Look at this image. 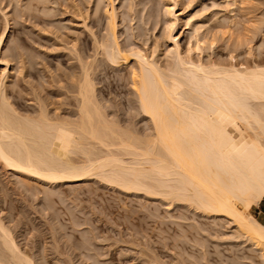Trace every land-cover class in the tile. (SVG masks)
I'll list each match as a JSON object with an SVG mask.
<instances>
[{
  "label": "bare ground",
  "instance_id": "obj_1",
  "mask_svg": "<svg viewBox=\"0 0 264 264\" xmlns=\"http://www.w3.org/2000/svg\"><path fill=\"white\" fill-rule=\"evenodd\" d=\"M163 1L162 13L166 21L162 33L163 29L167 30V38L164 40L169 42L167 49L164 48L165 51L159 47V41L163 37L157 43L156 36H151L150 28L144 30L141 24L140 27L144 31L141 33L135 29L136 34H132L133 25L129 24V28H126L130 29V33L128 32L125 39L123 37L124 42L121 39V43L118 34L119 11L115 0H106L105 8L103 7L106 20L105 26L102 27L104 32L101 35L98 33L100 36L92 35L91 57L87 59L86 56L87 60L85 57L83 60L82 55L75 56L79 58L80 68L78 75L74 77V87L71 88L76 105L73 112L66 111V114H61L55 111L58 107L51 113L43 105L33 109L31 113H19L6 95V80L10 77L7 78V72L4 70L1 72L0 167L4 173L10 172L15 176L16 183L25 188L52 184L71 185L96 177L104 183L128 191L127 193L136 191L162 197L168 200V206L172 202H185L207 216L224 217L234 222L236 228L241 231L239 236L252 241L255 249L262 250L264 222L260 221L259 216L253 215L251 209L256 208L264 197V58L253 59L251 63L247 61L246 64L240 62V65L231 62L224 64L221 60L210 61L211 57L208 62H203L200 58L204 53L202 46L204 43L210 46L207 40L210 42L214 39L211 44L215 42V26H212L213 29L206 27V16H201L204 14L183 12L184 9L179 8L177 0ZM222 2L220 9L223 16L219 14L223 21L219 20L222 23L217 26L226 30L218 31L233 39L230 42L237 44L236 46L233 43L234 47L247 45L244 42H249L250 38L252 40L255 33H250L252 37L248 39L249 28L238 20L242 25L240 26L235 17L229 15L232 13L230 6L232 7L235 1ZM37 3L36 6H39ZM132 9L131 2L128 4L127 13H122L124 20L125 15L129 17L130 22L136 18V14L132 15V12L136 11ZM151 11L144 10L143 15L137 14L138 20L145 26L154 15ZM184 29L189 32L186 48H182L179 41V35ZM257 29L254 32L258 31ZM148 30V34L153 39L156 38L151 42L152 47L147 46H150L149 50L143 45L147 41ZM249 30L252 32V29ZM261 42L262 44L255 45L256 47L249 46L252 44L248 43L247 54L263 48L264 38ZM2 45L1 35L0 52ZM74 49L77 52L75 46ZM259 51L257 50L258 55H262ZM163 54L168 59L170 56L171 62L165 61V58L163 65L161 58L157 59ZM229 57L232 58L233 55ZM95 61L98 65H103L102 68L123 66L127 69L130 90H133L139 111L150 119L151 132H144L145 135L141 136L132 128L134 123L124 126L117 120L118 115L110 117L109 113L105 112L102 104L106 101L101 104L102 98H97L91 78V69H96L92 68L93 64L97 63H94ZM132 101L129 102L131 107ZM236 202L242 209L237 207ZM4 218L0 214V264H44L38 254L35 257L27 248L18 245L11 226ZM260 254L264 255V252ZM96 255L95 253V257ZM262 258L264 260L263 256ZM154 264L162 263L156 261Z\"/></svg>",
  "mask_w": 264,
  "mask_h": 264
},
{
  "label": "rangeland",
  "instance_id": "obj_2",
  "mask_svg": "<svg viewBox=\"0 0 264 264\" xmlns=\"http://www.w3.org/2000/svg\"><path fill=\"white\" fill-rule=\"evenodd\" d=\"M177 1L179 8L184 9L183 12H191L195 15L204 14L201 16H206L204 17V20L207 21L205 22L206 27L215 26L214 29L218 32L213 30L215 44L212 43L214 44L212 47L210 46L214 39L210 42L206 41L210 46L203 44L204 53L201 52L200 56L201 60H204L203 62H208L211 57L210 61L221 60L220 62L224 64L231 62L240 65V62L246 64L249 61L251 63L253 59L264 58V51L261 52L264 50L263 45V48L256 49L255 53L247 54L248 50L246 49L249 44L254 47L262 44L264 0H241L244 1L243 3L240 0H233L235 2L232 7L230 6L232 15H229L234 16L235 20L241 21L243 26L252 29V32L249 29L247 31L248 39L250 36L252 37L251 34L255 33L256 36L253 35L255 38L244 42L247 45L242 47H236L237 44L233 42L236 48L230 42L233 39L221 33L226 28L217 26L223 21L220 9L223 0ZM35 2H38L39 6H36ZM82 2L83 4H81ZM131 2L133 4L132 11H136L132 12V15L136 14V16L134 15L136 18L132 16L134 18L132 22L126 15L125 21L122 15ZM105 3L106 0L104 2L103 0H0V36L2 35L3 40L0 52V75L5 71L7 78L10 77L6 80L5 91L9 102L18 109L19 113L24 112L25 114L27 111L31 113L43 105L51 113L56 111L66 114V111L67 113L74 111L75 96L71 88L74 87V77L76 78L80 68L78 57L82 55L81 59L84 57L86 59V56L89 59L93 53L92 35L100 36L104 32L102 27L106 24L103 15ZM30 4L31 6H29ZM115 5L120 14L118 25L120 42L130 31L126 28L127 26L129 28L130 24L134 28H132V34H136L134 33L135 29L142 33L145 29L150 28L151 36H156L157 43L160 42L161 45H159L160 49L165 51L164 48L169 45V42L164 40L167 30L163 29L162 33L166 21V17L162 13L164 10L163 0H115ZM51 8L52 10H50ZM144 10L145 12L152 10L151 13L154 14L152 15L154 17L151 18V16L149 22L146 23L147 27L140 19L138 20L139 17L137 18V14L138 16L140 13L143 15ZM139 11L140 13H138ZM219 20L221 21L219 22ZM239 21L238 23H240ZM152 22L156 23H154L155 26ZM241 23L240 26H242ZM59 26L60 28H58ZM255 29L258 31L254 32ZM149 30L146 31L147 41L143 44L147 50L150 49V46L152 47L151 42L156 40L148 34ZM188 33V30L184 29L179 35L182 48H186L185 46L188 44ZM161 37L163 38L161 39ZM132 39H134L133 36ZM148 45L150 46L147 47ZM74 46L77 48V52L80 51V55L75 52ZM208 47L210 48L208 49ZM257 50H260L262 55H258ZM70 51L72 52L70 53ZM229 54L233 57L230 58ZM75 56L78 57L75 58ZM165 56L163 54L157 59L161 58L160 60L163 62L165 58V61L171 59L170 56L169 59ZM161 61L159 62L162 63ZM97 65L98 62L93 64L92 68L96 67V69H91V78L94 82L95 94L98 95L97 98H102L100 99L101 104L106 101L102 104L106 109L105 112L109 113L110 117L118 115L117 120L124 126H128V123L131 126L134 123L132 128L136 129L135 131H138L141 136L151 132V121L148 116L139 111L133 90H130L127 69L123 66L121 68H102L103 65ZM130 99L133 100L132 107L129 103ZM56 108L58 110L54 111ZM95 178L90 177L81 181L82 183L71 185L52 184L51 186L43 185V188L41 185L25 188L16 183L15 176L10 172L4 173L0 167V214L11 226L14 237L19 242L18 245L27 248L35 257L39 255L44 264H96L95 262H99V264H154L156 261H160L162 264H264L262 258L264 255L260 254L262 251L264 252V247L262 250L255 249L252 241L249 242L244 239L245 237L239 236L241 231L236 228L234 222L228 221L227 218L207 216L185 202H172L168 206V200H164L162 197L149 196L136 191L127 193L128 191L120 190ZM236 204L238 208L242 209L238 202ZM251 213L258 217L255 209H251ZM259 219L264 222L263 218ZM82 245L85 246L82 247ZM93 255L94 257H92Z\"/></svg>",
  "mask_w": 264,
  "mask_h": 264
},
{
  "label": "crops",
  "instance_id": "obj_3",
  "mask_svg": "<svg viewBox=\"0 0 264 264\" xmlns=\"http://www.w3.org/2000/svg\"><path fill=\"white\" fill-rule=\"evenodd\" d=\"M256 213L258 214L259 218H263L264 219V197L262 199V201L259 203L258 206H256V208H254Z\"/></svg>",
  "mask_w": 264,
  "mask_h": 264
}]
</instances>
